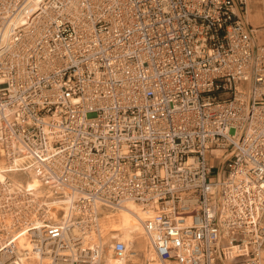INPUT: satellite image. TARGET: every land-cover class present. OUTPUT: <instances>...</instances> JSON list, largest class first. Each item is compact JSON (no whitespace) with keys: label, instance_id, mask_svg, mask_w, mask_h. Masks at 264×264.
<instances>
[{"label":"built area","instance_id":"2783aa9c","mask_svg":"<svg viewBox=\"0 0 264 264\" xmlns=\"http://www.w3.org/2000/svg\"><path fill=\"white\" fill-rule=\"evenodd\" d=\"M0 150L1 264H260L264 0H0Z\"/></svg>","mask_w":264,"mask_h":264},{"label":"bare ground","instance_id":"6f19581e","mask_svg":"<svg viewBox=\"0 0 264 264\" xmlns=\"http://www.w3.org/2000/svg\"><path fill=\"white\" fill-rule=\"evenodd\" d=\"M32 10H33V8H31L30 11H32ZM0 154H1V150H0ZM20 162H21V160L16 159L15 165L19 164ZM2 166H3V160L0 159V179L7 177V173H3L5 169L2 170V168H3ZM11 167H13V166H11ZM9 171H13V170H9ZM9 175H11L14 180H20L23 178V177L19 178L17 175H14V172H12ZM29 179L33 180V178H30V177H29ZM18 183L23 184V186L29 190H35L37 193H41L40 192L41 189L32 188L26 182H18ZM48 196L50 197V195H48ZM66 200L67 199H64V201H66ZM52 202H54L53 204L58 207L59 204L62 203V200H52ZM66 209H67V207H66ZM150 213L151 212H149V211L142 210L133 202L127 201L124 203V207L121 208L120 210L115 211V212L103 213V216L101 217L100 222H101V225L103 226L104 230L106 229V230L110 231V236L106 237L107 239L109 237H117L119 235L118 238L121 240H124L126 246L129 247V245L132 241H136L137 245H139V247L137 249H144L145 248L144 247L145 242L143 239V227L141 224V220L143 218H145ZM111 221H116V222L111 223L109 226V223ZM131 226L135 232V235H137L136 237L131 234V231H132ZM86 245H87V243H84L81 246V248H83L84 246L86 247ZM83 253H84L83 250H77V249L71 250V252H70L71 262L69 264H82V263H78V262L87 261L84 259L83 256H85V254H83ZM87 253H89V252H87ZM147 256L150 259L148 264H162L159 261L155 260L154 258H151L150 254H147ZM1 261L2 260L0 257V264H1ZM96 261H98L99 263L103 262L104 264H123L121 261H118L117 259L112 257L107 250L102 249V248L97 253V257H96L94 262H96ZM260 264H264V257L261 258Z\"/></svg>","mask_w":264,"mask_h":264},{"label":"rangeland","instance_id":"374dc122","mask_svg":"<svg viewBox=\"0 0 264 264\" xmlns=\"http://www.w3.org/2000/svg\"><path fill=\"white\" fill-rule=\"evenodd\" d=\"M256 16L255 17H253L252 15H251V13L248 15V17L250 18V19H255V24H261L262 23V18L260 17V15H259V12L257 11L256 13ZM251 16V17H250ZM223 153V150H219V149H212L211 151H210V159H209V163H210V165H211V173H210V179L211 180H215V171H216V166L218 165V158L220 157V155ZM0 159H2L1 157H0ZM3 160V159H2ZM5 162H4V160H3V168H2V170H4L7 166L4 164ZM8 168V167H7ZM10 170H13V169H10ZM4 171H7L6 169L4 170ZM7 177H10V178H12V176L11 175H9L8 173H7ZM29 177L30 178H33V180H31V179H29ZM13 179V178H12ZM15 181H18V182H26L29 186H31L32 188H36V189H41V187H40V183H39V180L37 179V177L35 176V175H33V174H29V175H27L25 178H22V179H20V180H15ZM40 192H41V190H40ZM114 222H116V221H111L110 223H109V226H110V224L111 223H114ZM131 229H132V226H131ZM131 234L133 235V236H137V235H135V232H134V230L132 229V231H131ZM109 236V234H107L106 235V237H108ZM117 237H119V235L117 236ZM135 245H137V242L136 241H132L131 243H130V245L129 246H135ZM136 248H138L139 247V245H137V246H135Z\"/></svg>","mask_w":264,"mask_h":264}]
</instances>
